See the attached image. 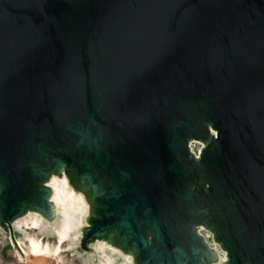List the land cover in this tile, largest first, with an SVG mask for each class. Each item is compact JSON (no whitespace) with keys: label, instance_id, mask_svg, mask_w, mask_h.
Here are the masks:
<instances>
[{"label":"water","instance_id":"obj_1","mask_svg":"<svg viewBox=\"0 0 264 264\" xmlns=\"http://www.w3.org/2000/svg\"><path fill=\"white\" fill-rule=\"evenodd\" d=\"M59 167L95 193L81 246L211 264L205 229L264 264V0H0L2 230Z\"/></svg>","mask_w":264,"mask_h":264},{"label":"bare ground","instance_id":"obj_2","mask_svg":"<svg viewBox=\"0 0 264 264\" xmlns=\"http://www.w3.org/2000/svg\"><path fill=\"white\" fill-rule=\"evenodd\" d=\"M195 140V139H193ZM192 140V141H193ZM48 200L53 209L50 215L38 209L27 208L13 219V229L18 232L15 245L16 255L47 256L60 261L63 252L76 251L79 241V229L85 216L94 213V191L85 181H78L73 189H66L67 180L62 167L47 179ZM56 217L52 223L48 219ZM4 235L0 231V246ZM97 259H85V264H132L136 255L132 249L125 248L115 239L113 232L95 237ZM73 254V253H72ZM25 257H24V256ZM213 252L206 262L214 261Z\"/></svg>","mask_w":264,"mask_h":264},{"label":"rangeland","instance_id":"obj_3","mask_svg":"<svg viewBox=\"0 0 264 264\" xmlns=\"http://www.w3.org/2000/svg\"><path fill=\"white\" fill-rule=\"evenodd\" d=\"M204 142L202 140H193L189 143V150L195 157L199 156V153L204 146ZM67 180L66 189H73L75 186L74 180L69 171L64 170ZM47 185V181L45 182ZM56 217L49 220L50 223ZM87 225V216L84 218V223L79 229V241L77 244L76 251L63 252L60 255V261L47 257H29L28 260L26 258H21L16 255L17 247L15 245L16 237L18 236V232H14L12 237L10 231H4L0 227L1 233L4 235L3 242L0 246V264H85V259H90V261H94L97 259V251H96V243L97 241L87 242L85 246H81L80 240L82 237V229ZM201 232L205 235L206 240L210 247H212L216 251V258L211 264H225L226 254L225 251L220 247V245L213 239V236H209V232L205 229H201ZM73 253V254H72ZM24 256V255H23ZM25 257V256H24ZM134 264V262L132 263Z\"/></svg>","mask_w":264,"mask_h":264},{"label":"crops","instance_id":"obj_4","mask_svg":"<svg viewBox=\"0 0 264 264\" xmlns=\"http://www.w3.org/2000/svg\"><path fill=\"white\" fill-rule=\"evenodd\" d=\"M29 257H41V256H26L25 258H26V260H28L29 259Z\"/></svg>","mask_w":264,"mask_h":264}]
</instances>
